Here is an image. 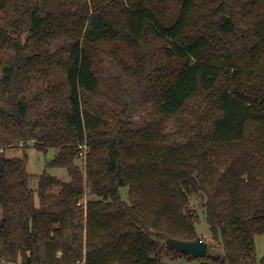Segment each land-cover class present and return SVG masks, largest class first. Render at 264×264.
Wrapping results in <instances>:
<instances>
[{
	"label": "trees",
	"instance_id": "16d2710c",
	"mask_svg": "<svg viewBox=\"0 0 264 264\" xmlns=\"http://www.w3.org/2000/svg\"><path fill=\"white\" fill-rule=\"evenodd\" d=\"M0 71V264L196 258L191 194L200 264H264V0H0Z\"/></svg>",
	"mask_w": 264,
	"mask_h": 264
},
{
	"label": "rangeland",
	"instance_id": "374dc122",
	"mask_svg": "<svg viewBox=\"0 0 264 264\" xmlns=\"http://www.w3.org/2000/svg\"><path fill=\"white\" fill-rule=\"evenodd\" d=\"M0 71V78H1ZM55 151L49 149L47 152H43L33 148L32 146L24 148H10L6 149L4 155L6 157H23L27 158L26 170L29 174V186L32 189H36L38 185V180L40 175L43 173L56 176L63 180H68V175L65 169L62 168H50L47 167V162L53 158ZM79 167L83 168L85 163V158L80 155L76 160ZM120 196L123 200H127V187H121L119 189ZM90 196H85L81 201V204L85 206L86 200L91 199ZM204 201L205 198L200 194H191L189 201V208H192L197 214V222L195 224V230L201 239H203L208 244L207 252L220 254L222 249L217 241L211 238V233L209 226L206 222L205 212H204ZM2 218V210L0 209V219ZM191 256V255H190ZM176 257V256H174ZM171 256L163 257L162 261L166 264H200L205 261V258H192V257H177ZM255 260L257 263H261L264 260V233L257 235L255 237Z\"/></svg>",
	"mask_w": 264,
	"mask_h": 264
},
{
	"label": "water",
	"instance_id": "95a60500",
	"mask_svg": "<svg viewBox=\"0 0 264 264\" xmlns=\"http://www.w3.org/2000/svg\"><path fill=\"white\" fill-rule=\"evenodd\" d=\"M167 244L180 252L187 253L196 258H205L207 255L208 244L200 237H196L191 241L168 239Z\"/></svg>",
	"mask_w": 264,
	"mask_h": 264
}]
</instances>
